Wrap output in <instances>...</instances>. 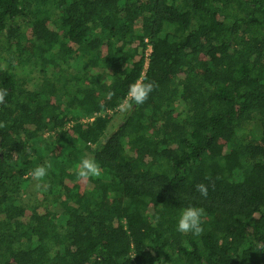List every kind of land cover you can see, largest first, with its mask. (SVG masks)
Instances as JSON below:
<instances>
[{"label": "trees", "instance_id": "1", "mask_svg": "<svg viewBox=\"0 0 264 264\" xmlns=\"http://www.w3.org/2000/svg\"><path fill=\"white\" fill-rule=\"evenodd\" d=\"M0 91V264H264V0H0Z\"/></svg>", "mask_w": 264, "mask_h": 264}, {"label": "clouds", "instance_id": "2", "mask_svg": "<svg viewBox=\"0 0 264 264\" xmlns=\"http://www.w3.org/2000/svg\"><path fill=\"white\" fill-rule=\"evenodd\" d=\"M152 91L151 83H133L129 86L127 96L136 104H142L148 98ZM5 93L0 91V102L4 101ZM78 175L82 179H89L99 175V165L94 159L85 157L79 164ZM31 177L40 187L42 181L47 177V169L44 166L37 167L32 170ZM196 190L201 196H207V188L200 184L196 185ZM202 209L189 205L178 211L175 230L177 233H191L193 237H199L204 231L202 226Z\"/></svg>", "mask_w": 264, "mask_h": 264}, {"label": "rangeland", "instance_id": "3", "mask_svg": "<svg viewBox=\"0 0 264 264\" xmlns=\"http://www.w3.org/2000/svg\"><path fill=\"white\" fill-rule=\"evenodd\" d=\"M121 115L122 114L120 113L119 115L116 116L115 123H119L121 121ZM248 132L250 134L256 135L257 133L256 124H251ZM47 162L48 161L46 160V163ZM41 184L43 183L41 182ZM41 184L40 187H37V182L33 180L32 177H30L28 179V182L24 185V187H22L23 191L21 198L23 199V201L26 203H35L37 201L36 199H38L37 191H39V189H42Z\"/></svg>", "mask_w": 264, "mask_h": 264}, {"label": "built area", "instance_id": "4", "mask_svg": "<svg viewBox=\"0 0 264 264\" xmlns=\"http://www.w3.org/2000/svg\"><path fill=\"white\" fill-rule=\"evenodd\" d=\"M151 52H152V50H151V47H150L149 51H148V56L150 55Z\"/></svg>", "mask_w": 264, "mask_h": 264}]
</instances>
